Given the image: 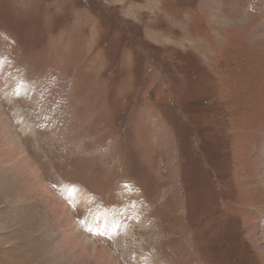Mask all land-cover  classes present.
<instances>
[{
  "label": "rangeland",
  "instance_id": "374dc122",
  "mask_svg": "<svg viewBox=\"0 0 264 264\" xmlns=\"http://www.w3.org/2000/svg\"><path fill=\"white\" fill-rule=\"evenodd\" d=\"M0 113V264H264V0H0Z\"/></svg>",
  "mask_w": 264,
  "mask_h": 264
},
{
  "label": "bare ground",
  "instance_id": "6f19581e",
  "mask_svg": "<svg viewBox=\"0 0 264 264\" xmlns=\"http://www.w3.org/2000/svg\"><path fill=\"white\" fill-rule=\"evenodd\" d=\"M0 119L2 120V122L0 121V143H1V145H0V147H1L0 148V152L3 154L2 160H5V161H14V163L17 164V165H19V166L22 163L25 164V157L20 153V151L18 149V143H17V141L15 139H11V138L9 139V137L7 136V126L9 127V124L5 120V118L1 115V113H0ZM2 125H3L4 128L2 127ZM9 129H10V127H9ZM10 134H11V136L13 138H15L14 135H13V133H12V131H11V129H10ZM36 175L38 176V174H36ZM71 230H72V227H71ZM71 232L76 237H80V235H79L80 233L78 232L79 233L78 234L76 230H72Z\"/></svg>",
  "mask_w": 264,
  "mask_h": 264
}]
</instances>
